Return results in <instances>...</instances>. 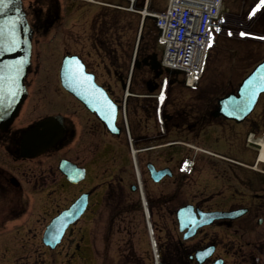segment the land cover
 <instances>
[{
	"label": "flooded vegetation",
	"instance_id": "af4514ba",
	"mask_svg": "<svg viewBox=\"0 0 264 264\" xmlns=\"http://www.w3.org/2000/svg\"><path fill=\"white\" fill-rule=\"evenodd\" d=\"M21 1L33 30L32 54L31 66L25 79L27 97L13 123L7 130H0V247L3 248L0 264H11L15 260V264H22L25 258L28 259V255L18 254L16 251L18 247L25 245L23 237H20L24 229L34 226L39 227V241L49 251L65 243L76 248L67 253L64 263L71 264L72 260L77 259L82 260L80 264H84L85 259H93L89 235L86 236L85 232L77 239L73 235L74 228L80 221L89 219L90 222L95 219L99 209L95 206L98 199L99 204L102 203L100 210L104 220L102 244L109 245L113 240L117 242L120 239L122 245H117L119 256L125 257L130 251L127 246L128 239L133 237H129L128 231H131V227L122 223L124 216L129 213L144 215L135 167L141 182L146 212L151 218L154 212L163 213V232L166 231L162 243L158 235L155 237V241L162 246L159 258L163 264H264V164L253 168L258 157V147L249 137L252 134L255 139L264 132V94L250 115L240 123L221 115L210 114L217 107L218 98L234 91L237 83L231 87L227 82L225 88L220 83V91L211 100L205 101L203 108L197 105L194 112L172 105L170 94L174 92L182 95L186 89L179 75L171 76L161 72L155 76L154 70L143 59L147 58L148 62L152 52H156L158 58V51L148 48V45L143 44L144 40L136 49V56L141 62L132 66L130 77H126V72L131 65H123L120 61L121 65H117L118 57L115 56L112 65H107L111 66L114 80L111 78L103 81L102 46L105 41L102 39V0H96L98 2L93 4L86 0ZM111 2L118 3L117 0ZM92 8H96V13L91 18L92 24H89L88 30L84 28L87 33L80 34L74 27L86 15L85 10L90 12ZM260 17L264 20V11ZM84 24L86 27L87 22ZM104 25L107 27L109 24L105 22ZM60 26L66 27L65 33L60 32L62 35L58 32ZM105 30L110 32L111 28ZM51 32L58 45L61 42L66 47L59 53L56 52L57 64H61L66 55L80 58L85 71L93 75L95 83L101 90H105L117 106L115 125L119 130L118 134H112L96 113L63 89L59 79L60 66L55 78L56 84L51 85L48 77L42 78L43 68L41 70L37 63L40 59V47L45 45L46 39L41 42V38ZM59 36L67 38V42H62ZM93 54L98 58L99 76L96 74V66L90 63ZM133 69L145 75L140 84L146 89L154 86V91L163 93L164 100L154 102L151 99L150 110H144L149 115L145 118L152 122L155 130L151 134L135 133L134 141L128 143L124 139L126 132L120 116L123 106L129 107L131 102L139 98V93H134L139 85L136 78H131ZM201 84L198 81L191 92L196 93L198 100L203 102L204 96L201 92L204 89ZM51 86H54L56 92L53 102L46 93ZM125 89L129 94L123 96L120 93ZM47 103L51 108L55 107L47 110ZM51 115L61 117L65 133L63 137L40 156L21 157L22 133ZM176 139L187 143V146L198 147L196 157L203 154L209 157L213 172L211 180L201 182L200 172L195 165L196 157L189 172L181 171L182 162L191 151L185 146V153L175 162L169 151L182 144ZM62 158H66L76 170L83 169V178L75 181L74 173L71 174V179L62 174L58 168ZM101 161L102 168L105 165L102 169V180L91 186L92 180L87 179L93 178V165L100 166ZM149 165L156 170L168 167L172 176H163L155 182L150 177ZM147 182L152 186H163V193L149 195ZM200 185L201 189L192 191L193 187ZM205 188L211 191L204 192ZM85 193L87 206L84 212L67 226L53 247L47 246L43 242L46 226L52 218ZM128 195L136 197L129 201ZM184 206L192 208L196 219H200L199 213L214 214L209 224L198 227L187 238L184 235L188 228L178 231L179 224L176 219V211ZM171 216L174 217L177 227L175 239L170 238L167 229ZM208 228L211 232L199 240L198 236ZM209 248L211 254L199 262L196 253ZM109 253L110 250H102V259L104 256L108 258Z\"/></svg>",
	"mask_w": 264,
	"mask_h": 264
},
{
	"label": "rangeland",
	"instance_id": "374dc122",
	"mask_svg": "<svg viewBox=\"0 0 264 264\" xmlns=\"http://www.w3.org/2000/svg\"><path fill=\"white\" fill-rule=\"evenodd\" d=\"M107 1L111 2V0ZM160 2V6L164 5L163 0ZM136 3L137 4H135V8H138L139 5L143 6L144 0H137ZM230 10L231 13H229L226 17L227 29H225L219 36L215 38L214 43L208 51L209 57H207V62H205V65L207 66L205 72L202 75V78L204 79L202 84L200 83L204 89L201 92V94L204 96L203 102L198 100L196 93H192L191 90H184L182 95H178L174 92L170 94L172 105L175 104L177 107H183L187 111L191 112L196 111L200 105V108H203L205 101L211 100L213 95L220 91V88H218L220 83L224 85L222 86L224 88L225 86L227 87V85H225L227 82L232 87V85L236 84V82H238L243 75L251 70L252 66L257 60L264 58V20L260 18L259 21L258 17L257 19H253V14L247 12L248 4L244 5L242 9L240 6H238L233 7ZM95 11L96 8L90 9V12L85 10L86 15L81 17L80 21L77 23L78 25L76 24L74 27V30L78 31L80 34H84V32L87 33L89 24H92L91 18L93 19V15L96 13ZM114 11L115 9L111 8L110 6L102 5V39L105 41L104 45L102 44L103 81L109 80L111 78L114 80V75L111 73V66L107 65H112L115 56L118 57V62L120 61L121 63H124L123 65H132L133 54L139 33L144 36L143 44L148 45V48H154V51L158 50L157 41L155 39L156 32L151 19L145 20V25L141 30V14H138L137 16L136 13L124 10H119L118 12ZM65 22V25L67 26V21ZM86 22L87 26L85 27L84 23ZM105 22L109 24L107 27L104 25ZM64 27L65 26H60L58 32L65 33L66 30H64ZM84 28H87V30H84ZM106 28H111L110 32H106ZM241 33L244 35H241ZM52 34L53 32L48 33L45 37L41 38V42H44L46 39V43L40 47L41 51L39 50L40 52L38 54L40 59H38L37 64L40 65L41 70L43 68V72H41L42 78H50L51 85H54L57 83L55 78L57 76L58 67L60 66L59 62L57 64L55 60V55L57 51L59 53L62 48L66 49V47L65 45L62 46L61 42H59L58 45ZM62 34L63 33H60V35ZM59 37L62 38V42H67V38L64 36ZM52 38L53 40H51ZM120 62L117 63V65H121ZM90 63H92L91 65L96 66V74L99 76L98 58L95 56V54L92 55ZM130 69L131 66L128 72H126V77H128ZM32 75L35 77V74ZM38 76L39 75H37V77ZM144 77L145 75H143L141 72H136V70L133 69L131 78L137 79H135V81H137L139 87L134 93H139V101L137 99V101L131 102V106L129 107L126 105V108L124 107L122 112V116H120L123 126L127 129V132L124 134V139L128 141L129 137L128 143L134 141L135 133L138 135L142 133L151 134L155 130V128L152 126V122L150 120L148 121L147 117L145 118V116L149 117V115L148 113H145L144 110H150V104L152 103L151 99H153L154 102H162L164 100L163 96L161 100L152 97L147 92L145 86L140 84V81H142ZM46 93L49 94L47 95L48 99H51V102H53L55 99L54 95H56L54 86H51L49 88V92ZM117 93H120V91L117 90ZM127 93L129 94V92ZM120 94L125 96V91ZM187 94L189 95L187 96ZM197 105L198 107H196ZM143 106L145 107L142 108ZM54 107L55 106L51 108V105L48 104L46 109L49 110L50 108L53 109ZM170 110H172V108ZM123 114H125L126 120L124 119ZM172 136L174 135L172 134ZM176 141L181 142L182 144L180 146L172 147L169 151L175 162L181 158L180 155L185 153V146L188 147L186 145L187 143H184L178 139H176ZM196 161L197 163H195V165L200 172L199 177L202 179L201 182H205V180H211V175H213V172L210 168L212 166V161L209 159V157L207 155L205 156L204 154L203 156L198 155L196 157ZM93 167V170H91V177L95 178V180L93 181V178L87 179L90 181L92 180L90 183L91 186H95L100 183L102 180V169L105 167V165L102 168L101 161L100 166L93 165ZM117 173L118 171L115 173L116 176ZM90 181H87V183ZM146 184L149 195L151 194L153 196L157 195L159 192L163 193V186H152V184L149 182ZM201 186L202 185L193 187L192 191L201 189ZM203 191L210 192L211 189L205 188ZM134 197L136 196L128 195L127 199L131 201ZM99 201L100 199H98V203L95 205L99 207L98 212L95 214V219L90 220V222L89 219L80 221L74 228V239H77L80 234L86 232V236L89 235L90 243H92L91 247L94 258L85 259L84 264H163L159 258V250L162 249V246H160L157 242L155 243V239L153 242H151L150 236L146 230L148 222L149 227L152 230V237L155 238L158 235L160 237L159 239L161 240L160 242L162 243L163 237L165 235L164 233L166 231L165 230L163 232L165 222L163 220L162 212H154L152 218L148 215V212L143 216L133 215V213H129L127 216H124L122 223L131 227V231H128L130 233L129 237H133L134 239H128L129 244L127 246L129 247L130 251L126 254L127 256L125 255V257H121L119 256L117 246L118 243L122 245L120 239H118L117 242L113 240L112 244L109 245H105L104 243L102 244V228L104 220L102 219V210H100L102 203L99 204ZM173 218L174 217L171 216L167 227L171 239L177 238V227ZM153 222L155 224V230L153 229ZM114 226L116 227V225ZM210 232V228L206 229L204 233L198 236V239H202L205 234H209ZM38 234L39 227L37 226H34L31 229L26 227L21 234L20 237H23L24 240L28 239L26 241L23 240L25 245H22L23 247H18L16 251L18 254L28 255V259L25 258L22 264H67L64 263V261L67 259L66 255L75 247L73 248V245L67 246L65 243L58 246V248H55L53 251H49L48 248L42 246L41 241H39ZM102 250L104 252L110 250L108 258L104 256L102 259ZM2 253L3 248L0 247V256ZM81 261L82 260L74 259L72 260L71 264H80L82 263ZM5 263L6 262L2 264ZM10 263L15 264L16 260L13 262L11 261Z\"/></svg>",
	"mask_w": 264,
	"mask_h": 264
},
{
	"label": "water",
	"instance_id": "95a60500",
	"mask_svg": "<svg viewBox=\"0 0 264 264\" xmlns=\"http://www.w3.org/2000/svg\"><path fill=\"white\" fill-rule=\"evenodd\" d=\"M0 27L4 29L0 34V130L5 131L18 116L22 103L27 96L24 79L30 67L32 29L28 24L22 9L21 0H10L0 11ZM14 39L15 44L11 46ZM138 65V62H135ZM155 72V76L161 73L160 64L156 54L150 55L147 63ZM169 73H178L170 71ZM61 86L65 91L74 95L86 108L96 113L112 134H118L116 128L117 106L110 100L105 90L95 83L92 74L87 73L84 64L77 56H65L59 70ZM153 87H148L152 92ZM10 89L15 95L10 94ZM264 92V59L241 80L235 92L217 100V107L210 114L221 115L227 119L241 122L253 110L258 97ZM61 117L48 116L38 121L25 130L20 139V156L32 158L39 156L48 148L54 146L64 135ZM151 178L160 180L165 174L171 176L168 168L156 171L148 166ZM60 171L71 179L74 173L75 181L83 178V169L76 170L68 160L59 162ZM74 171V172H73ZM87 206V194L79 196L67 209L58 214L46 227L43 234V242L53 247L63 234L66 227L77 220ZM200 219H196L190 206H184L176 211L179 230L188 228L184 238L190 237L195 230L209 224L213 213H199ZM211 254V248L196 253V258L201 262Z\"/></svg>",
	"mask_w": 264,
	"mask_h": 264
},
{
	"label": "built area",
	"instance_id": "2783aa9c",
	"mask_svg": "<svg viewBox=\"0 0 264 264\" xmlns=\"http://www.w3.org/2000/svg\"><path fill=\"white\" fill-rule=\"evenodd\" d=\"M222 0H169L157 15L164 44L162 65L183 72L186 86L200 76L206 43L212 30L220 28Z\"/></svg>",
	"mask_w": 264,
	"mask_h": 264
},
{
	"label": "bare ground",
	"instance_id": "6f19581e",
	"mask_svg": "<svg viewBox=\"0 0 264 264\" xmlns=\"http://www.w3.org/2000/svg\"><path fill=\"white\" fill-rule=\"evenodd\" d=\"M142 10H143V12H142ZM147 12V5L146 6H144V8L143 9H141V10H139V13L140 14H143L144 15V13H146ZM134 62H136V61H134ZM256 142L258 143V148H259V155H258V157L256 158V163L253 165V168H257V167H260V165L261 164H264V140L262 139V140H256Z\"/></svg>",
	"mask_w": 264,
	"mask_h": 264
},
{
	"label": "snow or ice",
	"instance_id": "6c2138e0",
	"mask_svg": "<svg viewBox=\"0 0 264 264\" xmlns=\"http://www.w3.org/2000/svg\"><path fill=\"white\" fill-rule=\"evenodd\" d=\"M10 0H0V11H3L4 7L7 5V3H9ZM261 5H264V0H260V3L257 5V8H259ZM256 9H253V12H255ZM4 31V29L2 27H0V34H2ZM241 35H244L243 33H241ZM15 41L14 39L11 41V46H14ZM10 94L11 95H15V91L10 89Z\"/></svg>",
	"mask_w": 264,
	"mask_h": 264
},
{
	"label": "trees",
	"instance_id": "16d2710c",
	"mask_svg": "<svg viewBox=\"0 0 264 264\" xmlns=\"http://www.w3.org/2000/svg\"><path fill=\"white\" fill-rule=\"evenodd\" d=\"M247 0H243L242 2H241V5H243L245 2H246ZM234 2H237V0H235ZM245 5V4H244ZM150 7L149 8H156V6H153V4H150L149 5Z\"/></svg>",
	"mask_w": 264,
	"mask_h": 264
}]
</instances>
